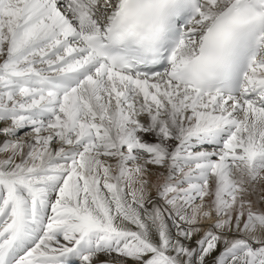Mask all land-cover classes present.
<instances>
[{
    "label": "snow or ice",
    "instance_id": "1",
    "mask_svg": "<svg viewBox=\"0 0 264 264\" xmlns=\"http://www.w3.org/2000/svg\"><path fill=\"white\" fill-rule=\"evenodd\" d=\"M0 264H264V0H0Z\"/></svg>",
    "mask_w": 264,
    "mask_h": 264
}]
</instances>
